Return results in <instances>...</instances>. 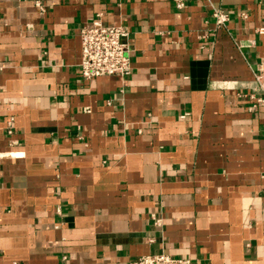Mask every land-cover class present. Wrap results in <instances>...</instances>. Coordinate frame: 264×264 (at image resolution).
<instances>
[{
  "label": "crops",
  "instance_id": "0c3cea01",
  "mask_svg": "<svg viewBox=\"0 0 264 264\" xmlns=\"http://www.w3.org/2000/svg\"><path fill=\"white\" fill-rule=\"evenodd\" d=\"M97 16L131 75L81 78ZM263 59L264 0H0V264H264Z\"/></svg>",
  "mask_w": 264,
  "mask_h": 264
},
{
  "label": "built area",
  "instance_id": "2783aa9c",
  "mask_svg": "<svg viewBox=\"0 0 264 264\" xmlns=\"http://www.w3.org/2000/svg\"><path fill=\"white\" fill-rule=\"evenodd\" d=\"M188 0H174L177 10H185ZM217 28H223L230 21L222 10L213 14ZM132 33L125 26H108L97 16L80 29L81 61L80 76L85 81L101 77H127L133 72L130 40ZM257 104H264V59L255 76ZM253 107H257L256 105ZM12 134V127H9ZM130 264H193L189 258L174 257L166 253H152L138 258Z\"/></svg>",
  "mask_w": 264,
  "mask_h": 264
}]
</instances>
